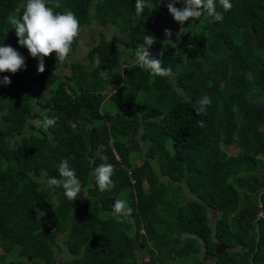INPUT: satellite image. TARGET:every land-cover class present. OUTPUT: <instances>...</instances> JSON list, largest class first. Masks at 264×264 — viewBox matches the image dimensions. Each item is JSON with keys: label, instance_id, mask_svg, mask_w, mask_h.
<instances>
[{"label": "trees", "instance_id": "1", "mask_svg": "<svg viewBox=\"0 0 264 264\" xmlns=\"http://www.w3.org/2000/svg\"><path fill=\"white\" fill-rule=\"evenodd\" d=\"M169 2L147 0L137 16L135 0H46L55 12L73 11L81 27L111 25L123 37L99 32L83 61L61 64L53 53L39 73L9 23L26 0H0V45L25 59L16 73H0L11 81L0 83V264H203L201 250L214 264H264V0H230L226 12L217 0L221 22L205 13L181 30ZM159 14L175 46L163 44ZM146 34L173 75L140 67L135 50ZM76 48L75 40L69 59ZM123 55L130 65L120 68ZM205 95L212 103L197 115ZM105 100L113 113L101 112ZM42 112L57 124L30 123ZM65 158L82 185L75 201L48 184ZM102 163L115 169L111 191L95 182ZM116 199L128 201L131 220L113 217Z\"/></svg>", "mask_w": 264, "mask_h": 264}, {"label": "clouds", "instance_id": "2", "mask_svg": "<svg viewBox=\"0 0 264 264\" xmlns=\"http://www.w3.org/2000/svg\"><path fill=\"white\" fill-rule=\"evenodd\" d=\"M179 0H170L167 4L168 12L173 19L183 24L190 18L198 20L203 14L211 17L215 22H221L224 13L217 11V0H183L184 7L174 6ZM219 5L226 12L231 10L230 0H219ZM147 6V0H135L137 16L143 13ZM55 7H59L56 4ZM12 29L18 43L25 47L29 54L38 58L37 71H45L44 58L55 54L56 60L63 64L72 51V45L80 34V22L71 10L55 12L53 7L46 4V0H26L22 16L13 15L9 18ZM166 37L172 35L170 30H165ZM155 38L146 34L143 43L136 48L135 56L141 68L148 70L153 76L169 77L173 75L171 68L163 66L162 60L155 58L149 51L155 43ZM159 55H163V52ZM25 67L24 57L11 46L0 45V73H16ZM0 83L10 84L8 77H0ZM212 100L205 95L197 101L196 114H206ZM41 119L35 121L36 127L47 130L57 124L56 117H49L46 112L41 113ZM200 127H204L203 121H198ZM107 160V157H104ZM114 166L110 163H102L94 169L95 182L101 192L111 191L115 184L112 180ZM59 179L48 180L50 186L62 187L65 197L75 201L82 191V185L76 176L75 170L70 166L68 159H63L58 166ZM133 209L126 199H116L112 208V215L117 222L131 220ZM44 213H41V216ZM259 214L258 216H260Z\"/></svg>", "mask_w": 264, "mask_h": 264}, {"label": "rangeland", "instance_id": "3", "mask_svg": "<svg viewBox=\"0 0 264 264\" xmlns=\"http://www.w3.org/2000/svg\"><path fill=\"white\" fill-rule=\"evenodd\" d=\"M183 7H184L183 0H181V8H183ZM156 11L159 12V10H156ZM183 24L178 23L176 25V28L178 30H181ZM158 26H159V29H160V31L162 33V36H163V40H162L163 44H171V45L175 46L177 43H179L177 35H174L172 33V31H171L172 25H170L168 23V20L166 19V17L161 15V14H159V17H158ZM166 29L171 31L172 35L170 37H166V35H165V30ZM99 32H101L106 39H111L112 40V39H115V37H117V36L120 37V38L123 37V32L122 31H118L117 29L114 28V26H111V25H105V26H98L97 27L94 24H91L89 26H83V27H81L80 34H79V36L76 39L77 48L74 51L73 57L71 59L67 58V60L68 61H83L84 60V56H85L86 51L88 50V48L91 45H93L94 43H96V41L98 40ZM117 44L119 45V42H117ZM20 47H23V46L20 45ZM121 60L125 61L126 64L120 65V68H121V66L123 68V67H127V66L130 65V64H128L130 62V60L127 59L124 55L121 57ZM32 70L33 69H31L29 71V73L32 72ZM65 71H67V70H65ZM57 73L58 74H63L64 73V69L63 68H59ZM106 82H107L106 92L109 94V93L114 91L115 86H114V83L111 80H109V79H107ZM130 90H132V88ZM101 112L102 113L103 112L113 113L114 112V107H113L112 104H110V102L108 100H105L103 102V104L101 105ZM29 120H30V123H32V124H34L36 126V124H35L36 119L35 118L29 117ZM97 124H99V123H97ZM139 145H140V148H141V153L140 152H134L129 157V162L131 164H133V165H135V164L137 165V164L140 163L139 162L140 161V156L142 155L143 151L145 150V145L144 144L140 143ZM168 149L171 151V143L170 142H168ZM224 150L230 155H234L237 152V149L231 148V147H225ZM182 193H183V195L186 198H189L186 189H183ZM54 204H55V202H54L53 199L48 202L49 206H53ZM207 215H208V219L213 221L214 217H215V211H212V210L208 211ZM143 232H144V230H143ZM59 239H60V237H58L57 240H56L58 245L61 244ZM200 246H201V244H200ZM216 248L219 249V247L217 245H216ZM2 251H3V249H0V254L2 253ZM197 256L200 258V260H201V262L203 264H214L213 258L206 257L202 250L200 251V253H198ZM67 258H68V254H66L64 252V249L62 248V252H61V254H59V256H57V259L58 260H65ZM175 264H182V263L181 262H178V263L176 262Z\"/></svg>", "mask_w": 264, "mask_h": 264}, {"label": "water", "instance_id": "4", "mask_svg": "<svg viewBox=\"0 0 264 264\" xmlns=\"http://www.w3.org/2000/svg\"><path fill=\"white\" fill-rule=\"evenodd\" d=\"M215 253L217 254V255H219L221 252L220 251H217V248H215Z\"/></svg>", "mask_w": 264, "mask_h": 264}]
</instances>
